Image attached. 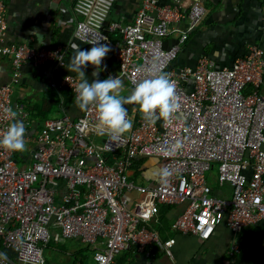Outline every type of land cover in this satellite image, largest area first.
<instances>
[{
    "label": "built area",
    "instance_id": "2783aa9c",
    "mask_svg": "<svg viewBox=\"0 0 264 264\" xmlns=\"http://www.w3.org/2000/svg\"><path fill=\"white\" fill-rule=\"evenodd\" d=\"M169 1L143 0L133 24L121 21L107 27L116 0H78L75 11L81 19L75 33L86 38L89 47L96 39L107 44V56L131 89L157 64L176 83L179 113L167 126L163 121L148 124L140 115L136 127L108 146V138L94 131V108L77 120L64 111L60 120L47 121L36 138L27 137L37 145L27 169H19L16 152L0 148V253L7 254L0 264H14L12 256L20 264H46L52 225L60 228L63 240L95 247L96 264H115L133 248L149 257L157 255L158 247L173 255L176 241L164 243L152 227L163 205H186L174 227L202 241L220 225L239 234L264 222V51L252 47L229 68H216L207 57L195 69L177 68L183 47L206 11L199 2L184 12ZM183 22L186 31L174 29ZM9 29L6 0H0V56L13 65L10 81L0 87V136L11 122L6 109L16 110L13 96L24 66L66 68L63 49L11 42ZM175 34L179 42L166 49ZM109 35L118 38L116 45ZM78 82V77L66 75L60 89L75 97ZM19 110V118L26 120ZM99 137H104L102 147L95 142ZM177 140L183 149L170 153ZM142 159L164 161L157 184L147 187L131 181L130 170ZM216 166L218 188L231 186L230 200L213 195L207 182ZM232 249L240 252L236 245Z\"/></svg>",
    "mask_w": 264,
    "mask_h": 264
},
{
    "label": "crops",
    "instance_id": "0c3cea01",
    "mask_svg": "<svg viewBox=\"0 0 264 264\" xmlns=\"http://www.w3.org/2000/svg\"><path fill=\"white\" fill-rule=\"evenodd\" d=\"M78 0H6L7 17L10 24L8 38L11 42L30 45L37 49L61 48L66 53V68L58 69L56 64L37 66L27 63L24 66L22 81L15 89L13 105L22 109L27 115L23 120L25 125L26 150L16 152L15 160L21 169H27L32 164V154L36 142L27 137L36 138L47 121L60 120L64 111L72 119L82 116L71 92L60 89V82L66 75L77 77L69 72L68 65L73 50L68 46L71 40L79 44L81 50L91 47L78 41L75 37L80 17L75 11ZM143 0H116L107 27L113 23L124 21L133 24ZM170 5L181 7L188 12L192 5L199 2L206 11V17L183 47L177 68L195 69L202 57H207L216 68H229L237 60L245 58L252 47L264 51V0H170ZM186 22L174 29L186 31ZM113 45L118 38L109 35ZM180 40V35H173L166 42V49H171ZM13 65L10 58L0 56V87L10 81ZM99 72V79H107L110 75L120 77L116 62L111 56H106L99 69L91 65L84 69L85 77L91 82L92 73ZM124 82L122 96H127L131 87ZM264 91V84L261 87ZM133 127H136L140 113L133 112L136 105H126ZM54 113L60 115L50 119ZM21 119V118H20ZM99 147L103 146L104 137L95 138ZM147 160V161H146ZM144 161V164L141 162ZM160 159L139 160L130 170L131 181L143 182L144 186L159 182L164 167ZM146 183V184H145ZM141 185V184H140ZM213 195L230 200L231 186L214 189ZM131 197L135 195L130 194ZM128 195V197L130 198ZM186 205L161 206L159 222L153 228L160 233L162 241L175 240L172 254L155 248L156 256L149 257L146 252L133 248L117 257L115 264H264V222L247 227L239 234H232L225 225H220L214 235L207 241L198 237L178 232L174 225L185 210ZM53 238L46 250L52 258L46 264H96L94 255L96 248L85 245L81 241L63 240L59 227L52 225ZM1 245V241H0ZM240 252L233 251V246ZM14 264H20L12 256Z\"/></svg>",
    "mask_w": 264,
    "mask_h": 264
},
{
    "label": "clouds",
    "instance_id": "9594fccd",
    "mask_svg": "<svg viewBox=\"0 0 264 264\" xmlns=\"http://www.w3.org/2000/svg\"><path fill=\"white\" fill-rule=\"evenodd\" d=\"M81 39L82 43H89L86 38L79 37V33L74 34ZM93 46L88 50H81L80 45L71 40L68 46L73 50V56L68 65V71L74 72L78 77L76 85L75 102L77 107L86 111L90 107L95 109L96 119L93 125L94 131L99 136H106L110 142L108 146L121 141L125 133L133 127V119L129 116L126 105H136L133 112H139L142 120L148 124H155L163 121L165 126L171 124L179 113L180 103L176 92V83L169 74L159 69L157 64H152L148 70V75L137 82L127 96H122L124 88L123 80L116 76H109L100 80L99 72L92 73L94 79L89 82L85 77L84 69L91 65L99 69L102 61L111 48L107 44L100 43V39L90 42ZM20 110L9 107L6 109V118L11 121L0 136V148L23 152L26 150L25 125L19 118ZM55 121V120H51ZM184 144L177 140L168 151L178 152L182 150ZM170 173L167 169L163 171V176ZM0 260L6 261L7 254L0 253Z\"/></svg>",
    "mask_w": 264,
    "mask_h": 264
},
{
    "label": "rangeland",
    "instance_id": "374dc122",
    "mask_svg": "<svg viewBox=\"0 0 264 264\" xmlns=\"http://www.w3.org/2000/svg\"><path fill=\"white\" fill-rule=\"evenodd\" d=\"M19 86V85H18ZM17 86V87H18ZM16 87V88H17ZM60 117V115L58 114V113H54V114H52L51 116H50V119H57V118H59ZM147 161V160H146ZM19 169H21L20 168V166H19ZM217 178H218V168H217V166L214 168V170L211 172V173H209L208 175H207V182H208V184L213 188V189H217L218 188V183H217ZM142 185L143 184V182H139V185ZM146 184V183H145ZM45 257L47 258V259H51L52 258V256H51V254H49L48 253V250H46V252H45ZM91 264H93V263H91Z\"/></svg>",
    "mask_w": 264,
    "mask_h": 264
},
{
    "label": "trees",
    "instance_id": "16d2710c",
    "mask_svg": "<svg viewBox=\"0 0 264 264\" xmlns=\"http://www.w3.org/2000/svg\"><path fill=\"white\" fill-rule=\"evenodd\" d=\"M111 163V162H110ZM142 164H144V161L141 162ZM170 207V206H169ZM172 207V206H171Z\"/></svg>",
    "mask_w": 264,
    "mask_h": 264
}]
</instances>
